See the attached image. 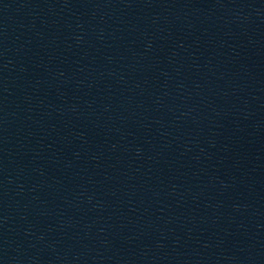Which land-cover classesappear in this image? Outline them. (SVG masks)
Listing matches in <instances>:
<instances>
[{
  "label": "water",
  "instance_id": "95a60500",
  "mask_svg": "<svg viewBox=\"0 0 264 264\" xmlns=\"http://www.w3.org/2000/svg\"><path fill=\"white\" fill-rule=\"evenodd\" d=\"M113 264H264V0H141Z\"/></svg>",
  "mask_w": 264,
  "mask_h": 264
}]
</instances>
